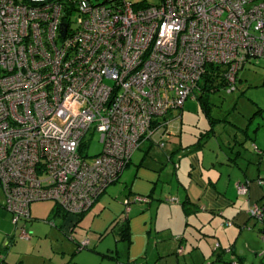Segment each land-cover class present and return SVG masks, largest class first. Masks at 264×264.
<instances>
[{
    "label": "built area",
    "instance_id": "built-area-1",
    "mask_svg": "<svg viewBox=\"0 0 264 264\" xmlns=\"http://www.w3.org/2000/svg\"><path fill=\"white\" fill-rule=\"evenodd\" d=\"M253 59L264 60V0H0V188L12 224L33 202L89 210L136 151L170 140L176 118L163 117L197 97L208 66L233 90ZM89 132L103 144L91 162ZM249 214L264 226L263 209Z\"/></svg>",
    "mask_w": 264,
    "mask_h": 264
},
{
    "label": "crops",
    "instance_id": "crops-1",
    "mask_svg": "<svg viewBox=\"0 0 264 264\" xmlns=\"http://www.w3.org/2000/svg\"><path fill=\"white\" fill-rule=\"evenodd\" d=\"M177 126L172 123L174 134ZM225 126L221 128L224 140L216 133L211 134V130L209 137L200 135L198 143L193 139L176 142L172 136L169 144L160 149L146 143L133 154L119 179L82 217L58 215L53 206L46 221L59 217L60 228L74 233L78 229L97 250L103 245L104 253L92 250L100 256V263L103 260L121 263L116 247L104 244L108 236H114V243L125 245L122 264H239L237 257L240 259L241 253L236 251L240 244L236 241L240 238L246 250L257 256L264 250L261 240L264 226L249 211L258 206L264 212V142L256 136L253 143L243 145L244 149L237 154V149L231 151L226 147L236 132L232 126L229 129ZM239 185L246 186V195L238 194ZM135 196L146 197L148 202H134ZM170 199L176 201L170 203ZM125 200L130 201L128 211ZM31 212L30 208L29 221L34 219ZM7 213L0 205V222L4 225H0V241L7 239L6 246L0 247V261L35 264L25 262L21 256L30 254L22 252L17 253L16 261H7L12 253L8 247L14 242L11 238L18 230L21 239V228L26 229L21 220L12 233L11 215ZM122 221L128 233L125 241L113 232L114 226ZM227 222L232 225L225 226ZM216 244L220 246L218 250ZM218 257L232 263L220 262Z\"/></svg>",
    "mask_w": 264,
    "mask_h": 264
},
{
    "label": "rangeland",
    "instance_id": "rangeland-1",
    "mask_svg": "<svg viewBox=\"0 0 264 264\" xmlns=\"http://www.w3.org/2000/svg\"><path fill=\"white\" fill-rule=\"evenodd\" d=\"M92 1L97 3V1L102 2L103 0ZM132 2L139 6H155L159 5L160 0H132ZM195 95L197 97L187 99L181 109L171 111L163 117L176 118L174 122L178 125L179 130L172 136L174 141L178 142L179 139H182L183 142H188L193 139L194 141L197 140L198 143L200 135H205L207 131L211 130V134L216 133L220 139L224 140L225 136L221 128L226 125V129L232 126L236 132L232 136L229 145L226 146L228 148L233 147L231 150L237 149L236 151H240L243 146H240L239 141L244 140L243 145H249L253 143L252 140L256 136L264 142V60L253 59L246 63L237 74L235 89L220 88L209 93L206 96L205 106L201 105L197 99L199 92H196ZM245 131L246 133H244ZM245 134L248 138L245 137ZM89 140L90 145L86 153L90 157L88 162H91L92 157L103 150V144L100 143L97 133L91 134L89 132L86 141ZM168 144L169 142L166 143V145ZM4 203L5 195L0 188V205L3 206ZM54 204L55 202L51 200L31 204V216L34 219L26 222L23 220L26 225L28 239H19V231L16 230L15 237L11 238L14 242L8 247L12 253L7 261H16L17 253L22 252L30 254L27 255L29 257L21 256L25 262L35 264H114L106 260L100 263V256L91 251L96 249L93 243L88 245L87 248H80L79 244L85 238L78 229L74 233L73 230L70 232L69 229L60 228L59 224L62 225V221L59 217L46 221ZM5 212L7 213L6 210ZM7 214L10 216L9 213ZM9 224L13 233L15 227L11 219ZM0 225L4 226L1 222ZM114 240V236H108L104 244L116 247L119 252L120 264H122L126 255V248L123 243H114ZM6 242L7 239L3 238L0 241V247L6 246ZM236 242L240 244V248L236 251L238 254L241 253L240 259L237 257L239 264H262L264 262V250L255 256L254 253L246 250L241 238ZM262 242L264 243V241ZM262 247L264 248V245ZM59 251H63L64 254ZM97 251L104 253L103 245ZM188 264L190 263L188 262ZM207 264L210 263L207 262Z\"/></svg>",
    "mask_w": 264,
    "mask_h": 264
},
{
    "label": "trees",
    "instance_id": "trees-1",
    "mask_svg": "<svg viewBox=\"0 0 264 264\" xmlns=\"http://www.w3.org/2000/svg\"><path fill=\"white\" fill-rule=\"evenodd\" d=\"M225 87H226V80L223 77V67L210 65V66L207 67V70H206L205 74L202 76L201 82L199 84V91H198L199 92V96H198L197 99L199 100L201 105L205 106V103L207 102L206 96L209 93L215 92V91L219 90L220 88L225 89ZM208 132H211V131H207L205 133V135L201 136V138L202 137L203 138L204 137L205 138L209 137ZM244 133H246V131ZM245 137L248 138V136L246 134H245ZM243 141H239V144H240L241 147L243 146ZM236 153L240 154L239 151H236ZM54 208H55L56 214L58 213V215L62 214V215L66 216V213L64 211H62V209L58 206L57 203H55ZM86 212L80 214L77 218L82 217ZM263 214H264V212H263ZM50 220H52V219H50ZM124 223H125V221H122L121 224L119 222L117 225L115 223L116 226H114V227H116V228H113V230H114L113 232L118 234V236L120 237V240H124L125 241V240L128 239V233H127V227H126V225ZM263 230H262V232H263ZM87 247H84V248H87ZM84 248H82V249H84ZM112 251L115 252V250H111V252ZM101 255H102V257H106V258H111L112 257L110 254H101ZM218 261L225 262V263H232V261L229 262L227 260H223V259H221V257H218ZM0 264H5L4 260L0 261ZM236 264H237V262H236Z\"/></svg>",
    "mask_w": 264,
    "mask_h": 264
},
{
    "label": "water",
    "instance_id": "water-1",
    "mask_svg": "<svg viewBox=\"0 0 264 264\" xmlns=\"http://www.w3.org/2000/svg\"><path fill=\"white\" fill-rule=\"evenodd\" d=\"M60 28H61V31L64 33L65 30H66V25L62 24V25L60 26ZM228 149H229V150H230V149H233V147H230V148H228Z\"/></svg>",
    "mask_w": 264,
    "mask_h": 264
}]
</instances>
